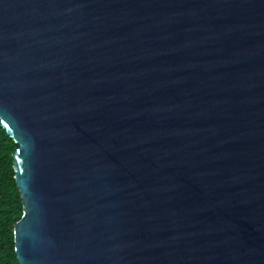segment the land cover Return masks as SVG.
I'll list each match as a JSON object with an SVG mask.
<instances>
[{
	"label": "water",
	"instance_id": "water-1",
	"mask_svg": "<svg viewBox=\"0 0 264 264\" xmlns=\"http://www.w3.org/2000/svg\"><path fill=\"white\" fill-rule=\"evenodd\" d=\"M20 264H264V0H0Z\"/></svg>",
	"mask_w": 264,
	"mask_h": 264
},
{
	"label": "trees",
	"instance_id": "trees-1",
	"mask_svg": "<svg viewBox=\"0 0 264 264\" xmlns=\"http://www.w3.org/2000/svg\"><path fill=\"white\" fill-rule=\"evenodd\" d=\"M17 148L0 123V264H20L13 232L23 212L13 168V154Z\"/></svg>",
	"mask_w": 264,
	"mask_h": 264
}]
</instances>
